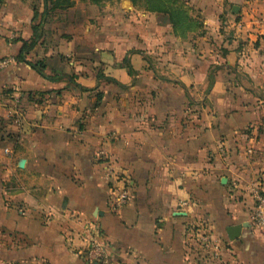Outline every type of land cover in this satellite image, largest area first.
Returning a JSON list of instances; mask_svg holds the SVG:
<instances>
[{
	"label": "crops",
	"instance_id": "0c3cea01",
	"mask_svg": "<svg viewBox=\"0 0 264 264\" xmlns=\"http://www.w3.org/2000/svg\"><path fill=\"white\" fill-rule=\"evenodd\" d=\"M73 1L52 22L42 0L0 4V59L12 60L0 70V264H90L69 244L90 222L111 242L106 264H264L251 223L252 189L264 191V0H188L196 27L184 30L141 1ZM35 25L43 36L22 61ZM39 61L53 80L28 65ZM25 93L45 97L18 127L9 113ZM194 226L220 260L198 253Z\"/></svg>",
	"mask_w": 264,
	"mask_h": 264
},
{
	"label": "built area",
	"instance_id": "2783aa9c",
	"mask_svg": "<svg viewBox=\"0 0 264 264\" xmlns=\"http://www.w3.org/2000/svg\"><path fill=\"white\" fill-rule=\"evenodd\" d=\"M12 60L0 59V70L6 68ZM21 94L15 95L14 106L10 109V116L13 123L21 127L24 125V112L20 109ZM224 151V148L221 149ZM5 152L11 155V151L6 149ZM117 201L116 207L120 208L129 202V193L126 189H116ZM254 197V209L251 217L252 226L257 229H264V191L256 185L252 189ZM189 202H183L182 206H189ZM192 239L195 242L198 253L207 255L211 260H220L219 253L220 246L214 241L213 235L209 229L204 226H194L191 229ZM78 244L76 246L75 244ZM69 244L73 250L80 256L84 257L90 264H106L109 259L110 249H112L111 242L105 238L100 226L95 223H88L83 226L80 231H76L69 236ZM214 250L213 253L210 251Z\"/></svg>",
	"mask_w": 264,
	"mask_h": 264
},
{
	"label": "trees",
	"instance_id": "16d2710c",
	"mask_svg": "<svg viewBox=\"0 0 264 264\" xmlns=\"http://www.w3.org/2000/svg\"><path fill=\"white\" fill-rule=\"evenodd\" d=\"M4 1L5 0H0V4H2ZM42 1L44 4L43 16L48 15L50 18L53 16V13L55 14L57 10L60 9L66 10L68 8H71L75 3L73 0H42ZM83 1H88L96 5H101L111 0H83ZM132 1L135 5H137L138 2L142 0H132ZM144 2L145 5L152 11L170 14L172 18V23L174 24V27L178 30H184L190 28L191 26L196 27V23L192 22V20L189 19V17L183 11H181L180 8L177 7L178 2H181V0H146V1L144 0ZM33 29H34L33 40L31 42L23 41V49L19 57L22 61H25L26 55L36 46L37 42L43 36L44 30L42 25H35ZM28 65H30L34 70H36L42 77L49 80L54 79V77H51L46 74L45 70L47 66L44 61H39L37 63L28 62ZM129 71L132 72L131 67H129ZM44 97H45L44 93L22 94L20 109L23 112H25L27 103L29 105H40L43 103Z\"/></svg>",
	"mask_w": 264,
	"mask_h": 264
},
{
	"label": "rangeland",
	"instance_id": "374dc122",
	"mask_svg": "<svg viewBox=\"0 0 264 264\" xmlns=\"http://www.w3.org/2000/svg\"><path fill=\"white\" fill-rule=\"evenodd\" d=\"M77 1V0H76ZM83 1V0H82ZM112 1V0H111ZM113 1H115V0H113ZM116 1H118V0H116ZM146 1V0H145ZM110 2V1H109ZM144 5H145V2H144V0H142L141 1ZM83 3V2H82ZM113 5H115V2L113 3ZM49 7H51V6H49ZM177 7L178 8H180V10L181 11H183L188 17H189V19H193V16H192V14H194V12H195V9H194V7L193 6H191L190 5V3L188 2V0H181V2H178V4H177ZM114 8V7H113ZM98 9V11H100V12H103V10L105 9V8H103V9H99V8H97ZM109 10H111V6L109 7ZM42 11L44 12V4H43V1H42ZM107 11V10H106ZM58 13V12H57ZM51 16V15H50ZM55 15H54V13H53V16L50 18L49 17V22H52V21H54V20H56V18L54 17ZM60 18V17H59ZM51 24V23H50ZM53 26H55V25H53Z\"/></svg>",
	"mask_w": 264,
	"mask_h": 264
},
{
	"label": "water",
	"instance_id": "95a60500",
	"mask_svg": "<svg viewBox=\"0 0 264 264\" xmlns=\"http://www.w3.org/2000/svg\"><path fill=\"white\" fill-rule=\"evenodd\" d=\"M242 227L241 226H231L228 228L227 232L231 240H236L241 236Z\"/></svg>",
	"mask_w": 264,
	"mask_h": 264
}]
</instances>
